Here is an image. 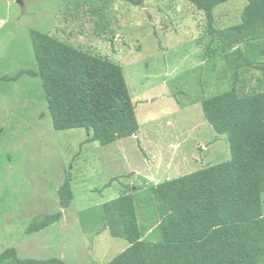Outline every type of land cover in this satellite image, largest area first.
<instances>
[{
    "label": "rangeland",
    "instance_id": "374dc122",
    "mask_svg": "<svg viewBox=\"0 0 264 264\" xmlns=\"http://www.w3.org/2000/svg\"><path fill=\"white\" fill-rule=\"evenodd\" d=\"M245 5L216 8L215 30L239 24ZM32 30L121 66L140 130L106 146L87 142L83 129L54 130L39 77L0 82V254L13 248L21 259L107 264L128 242L104 230L103 205L128 191L144 238L160 241L161 203L151 188L233 160L229 134L216 129L227 118L212 123L201 106L233 88L206 15L184 0H0V78L38 71ZM236 87L243 95L264 90V70L242 73ZM67 176L74 200L62 210L57 191ZM57 212L61 221L27 234Z\"/></svg>",
    "mask_w": 264,
    "mask_h": 264
},
{
    "label": "trees",
    "instance_id": "16d2710c",
    "mask_svg": "<svg viewBox=\"0 0 264 264\" xmlns=\"http://www.w3.org/2000/svg\"><path fill=\"white\" fill-rule=\"evenodd\" d=\"M140 6L146 0H122ZM204 12L211 36L220 43L233 88L201 102L203 114L218 134H229L231 162L202 168L151 188L161 203L156 231L161 240L144 238L135 197L125 192L106 202L104 229L128 248L107 264H264V90L243 95L236 87L250 69L264 70V0H245L241 22L215 30L214 10L228 0H184ZM39 77L55 131L83 129L87 142L106 146L140 130L123 68L47 34L30 31ZM132 190V188H128ZM62 210L74 200L70 177L57 191ZM62 212L45 214L27 234L61 221ZM0 264H67L61 259H21L13 248L0 254Z\"/></svg>",
    "mask_w": 264,
    "mask_h": 264
},
{
    "label": "crops",
    "instance_id": "0c3cea01",
    "mask_svg": "<svg viewBox=\"0 0 264 264\" xmlns=\"http://www.w3.org/2000/svg\"><path fill=\"white\" fill-rule=\"evenodd\" d=\"M31 71L36 72L35 70H31ZM23 76H26V75H23ZM27 76H28V75H27ZM29 77H33V78H35L34 76H29ZM6 78H7V77H6ZM0 79H1V78H0ZM8 79H9V78H8ZM17 80H19V78H18ZM17 80H16V81H17ZM16 81H15V82H16ZM45 97H46V96H45ZM46 103H47V100H46ZM47 107H48V104H47ZM41 117H42V116H41ZM104 230H105V229H104ZM105 231H106V230H105ZM128 246H129V243H128Z\"/></svg>",
    "mask_w": 264,
    "mask_h": 264
}]
</instances>
